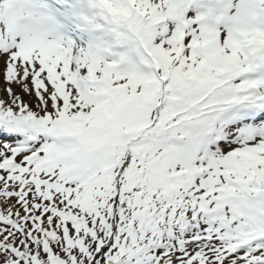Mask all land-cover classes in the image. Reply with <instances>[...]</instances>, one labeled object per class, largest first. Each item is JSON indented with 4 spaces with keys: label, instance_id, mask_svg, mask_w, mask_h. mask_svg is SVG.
<instances>
[{
    "label": "snow or ice",
    "instance_id": "snow-or-ice-1",
    "mask_svg": "<svg viewBox=\"0 0 264 264\" xmlns=\"http://www.w3.org/2000/svg\"><path fill=\"white\" fill-rule=\"evenodd\" d=\"M0 264H264V0H0Z\"/></svg>",
    "mask_w": 264,
    "mask_h": 264
}]
</instances>
